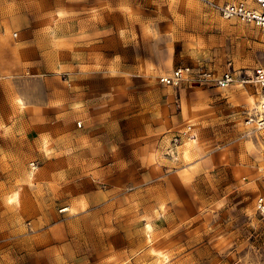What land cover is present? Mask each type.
<instances>
[{
    "label": "rangeland",
    "instance_id": "374dc122",
    "mask_svg": "<svg viewBox=\"0 0 264 264\" xmlns=\"http://www.w3.org/2000/svg\"><path fill=\"white\" fill-rule=\"evenodd\" d=\"M229 1L0 0V264H264L254 87L155 78L264 66Z\"/></svg>",
    "mask_w": 264,
    "mask_h": 264
},
{
    "label": "built area",
    "instance_id": "2783aa9c",
    "mask_svg": "<svg viewBox=\"0 0 264 264\" xmlns=\"http://www.w3.org/2000/svg\"><path fill=\"white\" fill-rule=\"evenodd\" d=\"M219 16L225 20L234 19L241 24L253 25L258 28L261 35V45L264 54V0H236L235 2H225L218 7ZM233 72H226L219 77H215L209 70H192L188 67H176L172 69L169 76L157 75L156 80L161 84L178 85L183 83L204 85L209 88L224 89L232 85L236 80L242 84L252 83L258 87L259 100L256 112L247 115L245 123L254 125L256 129H264V66L255 68L250 75L243 73L240 76ZM176 141V140H175ZM254 215L264 220V196H258L254 200Z\"/></svg>",
    "mask_w": 264,
    "mask_h": 264
},
{
    "label": "bare ground",
    "instance_id": "6f19581e",
    "mask_svg": "<svg viewBox=\"0 0 264 264\" xmlns=\"http://www.w3.org/2000/svg\"><path fill=\"white\" fill-rule=\"evenodd\" d=\"M236 0H231V1H229V2H231V3H233V2H235ZM218 7H220V6H218ZM218 7H216L215 8V11H216V13L218 14V16H219V13H218ZM217 9V10H216ZM219 18L220 19H222V20H225V19H223V18H221L220 16H219ZM230 20H234V19H230ZM230 20H225V21H230ZM251 26H253V25H251ZM258 29V28H257ZM172 72V71H171ZM232 72H233V70H232ZM234 73V72H233ZM171 74V73H170ZM169 74V75H170ZM245 74H247V73H245ZM250 74H251V72H250ZM250 74H248V75H250ZM168 75V76H169ZM220 76V75H219ZM219 76H217V77H219ZM166 77V76H165ZM236 82H238L239 83V85L240 86H243V85H252L253 87H254V89H255V96H256V98H254L253 96H248V99L250 100V104L253 106L251 109H250V111H248V113H247V115H253L255 112H256V108H257V103H258V100H259V90H258V87L256 86V85H254V84H252V83H249V82H245V84H242L241 82H240V80H236L233 84H235ZM232 84V85H233ZM232 85H230L229 87H231ZM229 87H227V88H229ZM224 89H226V88H224ZM246 115V116H247ZM246 118V117H245ZM244 124L246 125V126H248L249 128H252L253 130H258V129H256V127L254 126V125H247L246 123H245V119H244ZM261 130H263V129H261ZM190 141V140H189ZM184 142L183 144H182V148H181V157L182 158H184V159H187L188 158V150H189V147H190V144H191V142L192 141H190V142ZM33 174V171H31V170H29L28 172H27V174H26V179L27 180H30L31 178H32V175ZM11 201H14L15 202V197L13 196L12 198H11ZM146 230H148L149 229V227L147 226L146 228H145ZM156 260L158 261V262H160V263H162V262H164L165 260H166V258L164 257V256H161V255H158V257H156Z\"/></svg>",
    "mask_w": 264,
    "mask_h": 264
},
{
    "label": "crops",
    "instance_id": "0c3cea01",
    "mask_svg": "<svg viewBox=\"0 0 264 264\" xmlns=\"http://www.w3.org/2000/svg\"><path fill=\"white\" fill-rule=\"evenodd\" d=\"M254 91H255V89H254ZM255 98H256V96H255ZM190 137H194V135H191ZM187 140H192L193 142L192 143H194L195 142V139H191V138H189V139H187ZM183 141H186V140H183ZM181 148L182 147H180V150H181ZM181 152V151H180ZM188 159V158H187ZM33 178V177H32ZM158 255H161V256H164L166 259H167V257L165 256V255H163V254H159V253H157L156 254V257H158Z\"/></svg>",
    "mask_w": 264,
    "mask_h": 264
}]
</instances>
